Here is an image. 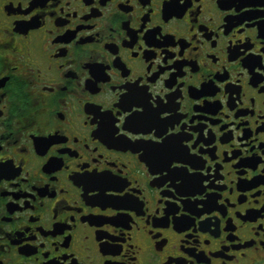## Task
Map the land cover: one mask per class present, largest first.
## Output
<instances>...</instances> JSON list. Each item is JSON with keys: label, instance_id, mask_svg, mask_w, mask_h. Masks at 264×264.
<instances>
[{"label": "flooded vegetation", "instance_id": "af4514ba", "mask_svg": "<svg viewBox=\"0 0 264 264\" xmlns=\"http://www.w3.org/2000/svg\"><path fill=\"white\" fill-rule=\"evenodd\" d=\"M0 264H264V0H0Z\"/></svg>", "mask_w": 264, "mask_h": 264}]
</instances>
